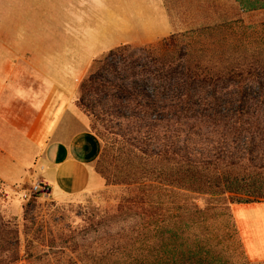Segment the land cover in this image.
<instances>
[{"label":"crops","instance_id":"obj_1","mask_svg":"<svg viewBox=\"0 0 264 264\" xmlns=\"http://www.w3.org/2000/svg\"><path fill=\"white\" fill-rule=\"evenodd\" d=\"M205 2V3H204ZM206 0H0V180H42L55 201L105 187L101 140L78 106L93 61L205 24ZM244 254L264 261V201L235 204Z\"/></svg>","mask_w":264,"mask_h":264},{"label":"rangeland","instance_id":"obj_2","mask_svg":"<svg viewBox=\"0 0 264 264\" xmlns=\"http://www.w3.org/2000/svg\"><path fill=\"white\" fill-rule=\"evenodd\" d=\"M206 1L202 11L213 17L212 20L177 32L178 36L173 41L159 40L144 47H128L123 51V61L119 55H115L112 61H101L99 65H102L100 72L103 79L96 76L93 85L90 87L87 83L80 93L79 99L84 103L86 111H83L88 116L89 129L102 143L95 165L105 180V187L101 191L55 201L48 194L29 196L31 183L14 184L8 188L0 180L1 255L8 254L3 250V245L18 238L19 252L23 258L16 264H75L67 261V255L72 259L80 253L87 257L97 256L98 253L105 254L112 238H143L140 232V210H130L126 206L131 204L127 202L134 200L137 194L132 182L145 169H152L151 163L146 166L142 164L145 163L143 152L147 148L158 150L163 133L157 127H142L139 118L143 112L134 101L128 103L129 94L113 87L114 83L126 84L127 76L133 75L135 94L153 93L150 81L136 75L139 66L128 69L132 64L130 59L140 55L142 59L139 63H142L148 59L145 58L148 52L161 55L188 45V49L203 51L205 57L201 58L202 63L222 66L237 62L240 66L252 65L261 72L264 70V10L243 12L234 0ZM234 16L241 19L240 23L222 26L232 23L228 20ZM126 55L133 58H126ZM105 63L115 64L118 74L107 70ZM246 91L252 96L257 88L249 87ZM236 92L238 90L231 81L223 83L222 94ZM140 102H144V99ZM148 133L151 136H147ZM205 134V129L201 128L200 135L204 137ZM167 163L156 162L155 175L173 180L176 165ZM157 191L163 194L162 190ZM182 192L186 198L185 202H180L181 209L169 208L165 212L170 232L164 235L158 233L155 238H177V252L185 248L182 243L185 238H197L216 257L217 264H262L249 261L244 254L233 217L232 208L235 204L226 208L221 195ZM167 197L165 195L164 200ZM177 197L174 195L173 200ZM28 239L33 240L34 245L29 252L31 257L25 258ZM63 246L66 249L62 251Z\"/></svg>","mask_w":264,"mask_h":264},{"label":"trees","instance_id":"obj_3","mask_svg":"<svg viewBox=\"0 0 264 264\" xmlns=\"http://www.w3.org/2000/svg\"><path fill=\"white\" fill-rule=\"evenodd\" d=\"M234 2L243 12L264 10V0ZM240 21L234 16L228 20L232 23L222 26ZM177 36L176 33L171 34L161 41H173ZM187 46L161 55L148 52L145 57L148 59L142 63H139L140 55L130 59L132 64L128 69L140 67L136 75L150 81L152 94H135L133 75L127 76L126 84H113L122 93L130 95L128 103L134 101L143 112L139 118L142 127H157L163 133L158 150L147 148L143 152L145 163L142 164L151 163L152 169H145L132 182L137 194L126 206L130 210H140L143 238H112L105 254L87 257L80 253L74 259L67 255L68 262L77 264L86 259L83 264H217L216 257L197 238H185L182 241L185 248L179 252L175 245L177 238H155L158 233L170 232L166 210L181 209L180 202H185L186 198L182 190L209 196L221 195L226 208L231 204L264 201V70L261 72L252 65L240 66L237 62L222 66L202 63L203 51L188 49ZM127 48L110 50L102 59H95L80 83L79 92H83L87 83L91 87L96 76L103 79L101 61H112L115 55L123 61V51ZM105 67L118 74L115 64L105 63ZM226 81H231L238 92L222 94ZM249 87L257 88L252 96L247 94L246 88ZM77 104L86 111L82 99H78ZM152 115L154 117L151 118ZM201 128L205 129L204 137L200 135ZM158 161L176 165L173 180L155 175L154 164ZM157 190H162L163 194ZM165 195H168L166 200ZM174 195L178 196L175 201ZM13 239L3 245L8 254H0V264H16L22 260L19 240ZM123 239L126 240L122 243ZM33 245V240H26L25 258L31 257L29 252ZM61 249L63 251L66 247Z\"/></svg>","mask_w":264,"mask_h":264},{"label":"built area","instance_id":"obj_4","mask_svg":"<svg viewBox=\"0 0 264 264\" xmlns=\"http://www.w3.org/2000/svg\"><path fill=\"white\" fill-rule=\"evenodd\" d=\"M29 196L39 194V195H47L49 193L48 184L43 182L42 180L33 181L28 189Z\"/></svg>","mask_w":264,"mask_h":264}]
</instances>
